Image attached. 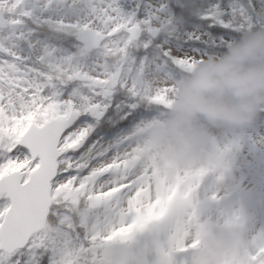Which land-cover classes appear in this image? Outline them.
<instances>
[{"label":"snow or ice","instance_id":"snow-or-ice-1","mask_svg":"<svg viewBox=\"0 0 264 264\" xmlns=\"http://www.w3.org/2000/svg\"><path fill=\"white\" fill-rule=\"evenodd\" d=\"M262 30L264 0H0V264H147L126 246L149 231L157 264L198 251L201 184L155 141L175 85Z\"/></svg>","mask_w":264,"mask_h":264},{"label":"clouds","instance_id":"clouds-1","mask_svg":"<svg viewBox=\"0 0 264 264\" xmlns=\"http://www.w3.org/2000/svg\"><path fill=\"white\" fill-rule=\"evenodd\" d=\"M170 116L155 141L162 171L183 172L193 184L227 171L230 149L220 148L200 122L213 127H250L264 111V30L244 34L221 56H212L183 77ZM222 178V177H221ZM177 207L189 210L183 199ZM238 219L198 230L200 242L194 264H230L248 247Z\"/></svg>","mask_w":264,"mask_h":264},{"label":"rangeland","instance_id":"rangeland-1","mask_svg":"<svg viewBox=\"0 0 264 264\" xmlns=\"http://www.w3.org/2000/svg\"><path fill=\"white\" fill-rule=\"evenodd\" d=\"M258 116L251 125L256 127L247 128L213 127L207 121L200 122L216 145L230 149L227 171L211 174L197 191L201 223L215 227L248 217L245 231L249 242L264 237V111ZM166 242V232L149 231L126 247L147 264H157V245ZM197 254V250L182 254L181 264H194Z\"/></svg>","mask_w":264,"mask_h":264},{"label":"water","instance_id":"water-1","mask_svg":"<svg viewBox=\"0 0 264 264\" xmlns=\"http://www.w3.org/2000/svg\"><path fill=\"white\" fill-rule=\"evenodd\" d=\"M247 223H248V217H243L242 219L239 220L238 226L245 230Z\"/></svg>","mask_w":264,"mask_h":264},{"label":"trees","instance_id":"trees-1","mask_svg":"<svg viewBox=\"0 0 264 264\" xmlns=\"http://www.w3.org/2000/svg\"><path fill=\"white\" fill-rule=\"evenodd\" d=\"M258 117V116H257ZM131 254L133 255V252H131ZM133 257H135L134 255H133Z\"/></svg>","mask_w":264,"mask_h":264}]
</instances>
